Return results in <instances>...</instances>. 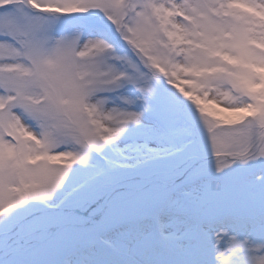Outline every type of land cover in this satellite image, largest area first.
<instances>
[{
  "label": "snow or ice",
  "instance_id": "snow-or-ice-1",
  "mask_svg": "<svg viewBox=\"0 0 264 264\" xmlns=\"http://www.w3.org/2000/svg\"><path fill=\"white\" fill-rule=\"evenodd\" d=\"M0 264H264V0H0Z\"/></svg>",
  "mask_w": 264,
  "mask_h": 264
}]
</instances>
